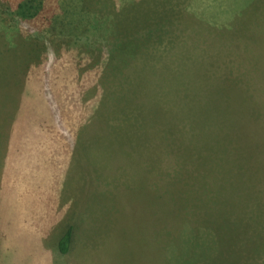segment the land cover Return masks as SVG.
Returning <instances> with one entry per match:
<instances>
[{"label": "rangeland", "instance_id": "1", "mask_svg": "<svg viewBox=\"0 0 264 264\" xmlns=\"http://www.w3.org/2000/svg\"><path fill=\"white\" fill-rule=\"evenodd\" d=\"M43 42L0 77V264H264V0H0L1 60Z\"/></svg>", "mask_w": 264, "mask_h": 264}, {"label": "trees", "instance_id": "2", "mask_svg": "<svg viewBox=\"0 0 264 264\" xmlns=\"http://www.w3.org/2000/svg\"><path fill=\"white\" fill-rule=\"evenodd\" d=\"M19 13L21 14V15H16L17 17H19L22 21H31V20H34L35 18H37L39 15H35L36 13L35 12H33V10H32V8H30V6H28L27 4H26V2H24L23 4H20L19 5ZM79 17H80V15H79ZM136 17V15H132V16H129L127 19H126V21H132L133 23H134V21H138V17H136V19H134ZM83 18H85V17H83ZM56 20V17H54V21ZM94 21H96L95 20V17H94V20H93V22L92 23H90V28L92 27V28H96L95 27V24H93L94 23ZM118 26H117V29L119 28V27H126L125 29H127V26H128V24H126L125 23V21L123 22H119L118 21ZM133 26H135V24H133ZM137 27V26H136ZM81 28V27H80ZM82 28H86V27H84V25H83V27ZM119 31V30H118ZM124 31H119V33H121L122 35H118L119 36V40L122 42L123 41V39L125 38V37H129V36H132L133 35V33L134 32H136V29L135 30H128L126 33H123ZM21 37H23L22 35H21ZM25 37V36H24ZM123 38V39H122ZM130 38H127V40H129ZM18 41H22L21 40V38H19L18 39ZM124 42V41H123ZM33 44V43H32ZM34 45V44H33ZM63 46H65V44H62ZM35 46V45H34ZM39 47L38 48H36V46L33 48V51L31 52V53H29L28 54V56H27V59L26 58H24L23 56H21V57H19L20 55H17L18 53L17 52H15V54H16V56L18 57H15V59L16 60H14L13 59V57L11 56L10 58H12L13 59V61L12 60H9V59H4V60H1L0 59V77H7L6 79H4V78H2V80H8L7 81V89H9L10 90V88H11V90H17L19 87H18V83H16L15 81H13L14 80V78H15V74H16V68H18V65H20L23 69H24V71L23 70H21V71H23L24 73L26 72V73H28L29 72V70L30 69H32V67H35V66H37V65H39V64H41L42 63V61H43V59H44V57L46 56V54L47 53H50V50H51V48L49 47V45L48 44H46V42L44 43L43 42V44H42V46L41 45H38ZM128 48V47H127ZM95 52H93L92 54H94ZM114 53V51L113 52H111V54H113ZM123 55H124V53L125 52H121ZM92 54H90V55H92ZM117 54H120V53H117ZM117 54H113L112 56H116ZM23 55V54H22ZM93 60L94 59H96V60H100V58H99V56H95V57H91ZM9 60V61H8ZM21 63V64H20ZM5 65L4 67L2 66V65ZM23 73V74H24ZM14 85H16V87H18V88H16V89H14ZM5 86V87H6ZM10 87V88H9ZM23 90V89H22ZM22 90H20V93H22ZM22 98L23 99H25L26 100V96H25V92L23 91V94H22ZM5 99V98H4ZM24 100V101H25ZM26 102V101H25ZM6 104L7 103H9V101H7V102H5ZM10 105H11V103H9ZM23 106H24V108H25V104H22ZM22 105H20V106H15L14 108H13V110H14V112H15V115L16 116H14V112H12V111H10V112H12V114H10V112H8V110H9V106H7V105H5V109H4V111H0V124L2 125L3 123L5 124V122L7 121V120H4V119H7V117H9L10 116V118L8 119V120H10V121H12V122H19L20 120H22L23 119V117L22 116H20V115H22V113H23V111H24V109L23 108H21V106ZM27 106H28V108H29V110L27 111L28 113H32L33 112V103L31 102V103H29V104H26ZM36 108V107H35ZM37 110V109H36ZM59 109L58 108H56V114H57V111H58ZM35 111V110H34ZM8 112V113H7ZM42 113H43V111H42ZM28 114H26V113H24V116H27ZM16 117V118H15ZM46 117H49V116H45L44 115V118H46ZM43 118V119H44ZM3 124V125H4ZM2 139H3V136H2V138H1V140H0V142L2 141ZM8 138H6V140L5 141H8L7 140ZM3 142V141H2ZM77 224L76 223H74V224H70V225H68L65 229H63L59 234H58V237H57V240H56V248L58 249V251L62 254V255H69V254H71V252H74V247H75V240H74V233H75V231H76V228H75V226H76ZM263 242H261L262 244V246L264 245V240H262Z\"/></svg>", "mask_w": 264, "mask_h": 264}, {"label": "crops", "instance_id": "3", "mask_svg": "<svg viewBox=\"0 0 264 264\" xmlns=\"http://www.w3.org/2000/svg\"><path fill=\"white\" fill-rule=\"evenodd\" d=\"M23 108V106H21ZM21 121V120H20ZM19 121V122H20ZM17 131V128L12 130V133L8 135V142H7V166L5 169V177H9V171L12 167L13 169L18 166L24 170V165L26 166V160H32V152L31 148H34L36 143H38V138L36 134H34L36 141L34 142L29 136L26 134L29 132L22 131L21 128ZM34 132V131H30ZM44 147V144L42 145ZM22 177H28L27 174L23 173Z\"/></svg>", "mask_w": 264, "mask_h": 264}]
</instances>
